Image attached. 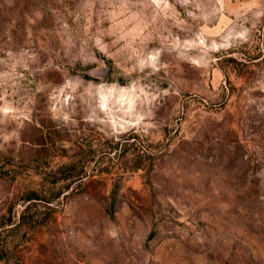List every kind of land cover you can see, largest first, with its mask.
<instances>
[{"label": "rangeland", "instance_id": "374dc122", "mask_svg": "<svg viewBox=\"0 0 264 264\" xmlns=\"http://www.w3.org/2000/svg\"><path fill=\"white\" fill-rule=\"evenodd\" d=\"M0 264H264V0H0Z\"/></svg>", "mask_w": 264, "mask_h": 264}]
</instances>
